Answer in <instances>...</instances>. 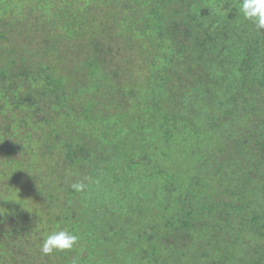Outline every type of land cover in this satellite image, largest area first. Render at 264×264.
Returning a JSON list of instances; mask_svg holds the SVG:
<instances>
[{
    "label": "trees",
    "instance_id": "1",
    "mask_svg": "<svg viewBox=\"0 0 264 264\" xmlns=\"http://www.w3.org/2000/svg\"><path fill=\"white\" fill-rule=\"evenodd\" d=\"M239 3L0 0L33 16L30 39L2 47L0 115H13L8 130L26 149L30 129L44 126L35 143L49 145L30 158L54 147L87 185L75 192L69 178L38 188L42 207H29L37 220L10 216L0 256L67 229L79 241L116 243L78 264H264V30ZM60 48L78 52L69 76L50 78L40 60L60 62ZM37 105L49 114L34 124ZM17 259L8 264H44Z\"/></svg>",
    "mask_w": 264,
    "mask_h": 264
},
{
    "label": "rangeland",
    "instance_id": "2",
    "mask_svg": "<svg viewBox=\"0 0 264 264\" xmlns=\"http://www.w3.org/2000/svg\"><path fill=\"white\" fill-rule=\"evenodd\" d=\"M7 4H10L9 1H6ZM11 5V4H10ZM2 5H0V64L4 63V59L6 58L7 50H2V47L8 45V43H16L18 40H23L24 37L30 39L28 35L30 34L33 25H32V18L33 16L27 17L24 19L25 9H17L18 11L14 10V7H10L9 10H3ZM13 10V11H12ZM39 15V14H37ZM99 18H103L102 16H96ZM106 18L104 17V21ZM107 20V19H106ZM29 30V32H28ZM101 33H105L101 31ZM32 38L34 39L35 48L40 49L42 48L41 42L43 41L41 35H33ZM33 47V46H32ZM78 52V50H76ZM75 49L72 48L71 51L68 49L60 48L58 50L59 53L63 54V58L60 59V62H57L56 58H52L47 56L46 60H40L41 62L45 63L47 66V70H49L50 78H55L59 76H67L69 71L72 68V61L71 56L76 53ZM84 51V50H80ZM72 54V55H71ZM54 60V61H53ZM56 61V62H55ZM80 73L78 71L76 74ZM69 76V75H68ZM77 75V78L81 77ZM74 107V104L72 105ZM41 110V106L37 105L31 110L32 118L34 124H37L38 118H44L49 114V111L43 109ZM42 111V112H41ZM40 112V113H39ZM28 110L25 111L24 114H27ZM19 114V111H18ZM22 114V115H24ZM14 117L10 112H7L5 115H0V133L2 136L1 138V146L0 147V240L7 245L10 244V238L4 237L1 234V231L7 226L10 222L9 217H13L18 214V212H23L24 214L29 212L30 218L35 222L37 220L36 212L34 213L33 209H29V207L36 205L38 208H41V201L43 199V193L36 191L38 188L43 189V187H52V182H59L62 183L65 179L70 180V183L77 182L78 180L73 177L72 168L65 162V159L58 154L56 148H49L47 150L46 155L42 158L33 156V159L30 158L31 152H26L32 148L41 149L39 152L42 151L43 147L49 145L42 141V143L36 145L35 142H40L42 135L46 134L45 127L39 126L37 129H30L34 131L31 133L30 138L26 140V137L22 142H27L30 140V146H26V148L22 147L21 139L18 135H11L8 128L10 127L9 124L13 121ZM20 119V118H19ZM55 123V122H54ZM55 130H59L57 127ZM8 132L5 133L4 132ZM74 132V131H73ZM21 132L19 133V135ZM260 133L256 132L253 136H258ZM23 137V136H22ZM53 136H49V138H53ZM36 147H34L35 145ZM53 146V145H52ZM12 147V148H11ZM44 152V151H42ZM45 153V152H44ZM62 162H64L62 164ZM69 165V166H68ZM36 167V168H35ZM41 170H36V169ZM71 175V177H70ZM43 186V187H42ZM2 194V195H1ZM77 194V193H76ZM9 195V197H8ZM5 196V197H2ZM71 199L70 196L64 198V200L56 201L55 202V209L60 205H63V202H68ZM25 203V204H24ZM44 204V203H43ZM45 206V205H44ZM26 207V208H25ZM44 209V208H43ZM46 214V211H41ZM89 217H93V215L86 213ZM68 216H75L74 213L69 212ZM85 221L89 222L86 218H83ZM15 220V219H14ZM13 220V221H14ZM113 225L117 226V222H113ZM35 225H32L34 227ZM111 226L112 230H118V232L123 233V229L120 226ZM40 227V226H39ZM109 228V230L111 231ZM108 230V232H109ZM107 231L106 233L109 234ZM87 236L89 239H92V233L90 231L87 232ZM37 236H30L27 237L25 240H28L30 245L23 247L19 252L16 251L17 254L14 257L8 255V257L3 258L0 256V264H8V261L14 262V259L25 257L26 259L34 257L39 258L44 264H51L52 256L54 257L56 263L55 264H78L77 261L73 260L76 256L79 255H86L87 252H91L94 255V249L96 252L98 250L108 251L114 249L116 243L111 242V235H108V239L105 240L102 237V241L95 240L94 242H89L86 240H81L77 243L76 246L72 250H65L62 252H54L50 255H43L39 251V244L40 242L37 241L35 238ZM10 248V246H9ZM94 248V249H93ZM117 248L120 249L121 247L117 244ZM84 249V250H83ZM62 254V256H61ZM65 254L67 256L65 257ZM65 257V258H63ZM95 257V255H94ZM17 259V260H19ZM29 260H26L28 263ZM34 264H37L34 261Z\"/></svg>",
    "mask_w": 264,
    "mask_h": 264
},
{
    "label": "clouds",
    "instance_id": "3",
    "mask_svg": "<svg viewBox=\"0 0 264 264\" xmlns=\"http://www.w3.org/2000/svg\"><path fill=\"white\" fill-rule=\"evenodd\" d=\"M239 13L246 21L251 22L255 28L264 30V0H240ZM87 185L84 182H74L71 188L75 192H82ZM79 236L67 229H57L45 235L39 244V251L47 256L54 252L72 250L77 245Z\"/></svg>",
    "mask_w": 264,
    "mask_h": 264
}]
</instances>
